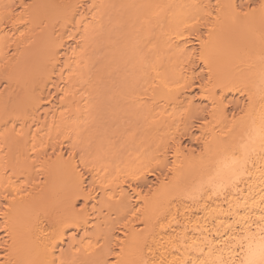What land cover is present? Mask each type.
I'll return each mask as SVG.
<instances>
[{
    "label": "bare ground",
    "instance_id": "bare-ground-1",
    "mask_svg": "<svg viewBox=\"0 0 264 264\" xmlns=\"http://www.w3.org/2000/svg\"><path fill=\"white\" fill-rule=\"evenodd\" d=\"M262 6L0 0V264H240L264 226Z\"/></svg>",
    "mask_w": 264,
    "mask_h": 264
},
{
    "label": "snow or ice",
    "instance_id": "snow-or-ice-1",
    "mask_svg": "<svg viewBox=\"0 0 264 264\" xmlns=\"http://www.w3.org/2000/svg\"><path fill=\"white\" fill-rule=\"evenodd\" d=\"M264 7V6H262ZM260 80L261 85L264 86V56L261 57V68H260ZM220 107H223V99L220 100ZM259 126L255 125V121H253V132L255 133L256 137L260 140L261 144L264 145V112H261L259 116ZM233 163H236L235 159ZM261 201L264 202V196L261 197ZM135 215V213H133ZM261 221H264V216L261 217ZM260 242L254 248L251 243H249L247 251H246V258L240 262V264H264V226L260 228ZM53 264L55 262L53 261ZM200 264H208L206 261H201ZM221 264L223 262L221 261Z\"/></svg>",
    "mask_w": 264,
    "mask_h": 264
},
{
    "label": "rangeland",
    "instance_id": "rangeland-1",
    "mask_svg": "<svg viewBox=\"0 0 264 264\" xmlns=\"http://www.w3.org/2000/svg\"><path fill=\"white\" fill-rule=\"evenodd\" d=\"M51 90H52V93H51V94H52V96H54L56 93H54L55 91H54L53 88H52ZM197 91H198V89H196L195 91H193V92H192V95H194ZM53 94H54V95H53ZM55 97H56V95H55ZM195 98H196V97H195ZM229 98H230V100H232L231 103H230V107H231L230 109H232V107L234 108L235 106H238V105L240 104L239 102L241 101V99H240L241 97H239V95H235V96H232V97L230 96ZM196 103H197L198 105H200L201 107H202V105L205 106V104H206L205 101H202V100H200V99H196ZM199 103H200V104H199ZM45 107H47V108H45V109H46L45 111H47V110L50 111V109H49L50 105L46 104ZM43 110H44V109H43ZM45 111H43V112H45ZM111 113H112V114L110 115V112H108V115L114 117L115 114H113V113H117V111H116V112H114V111L112 112V111H111ZM43 114H44V113H43ZM119 115H121V117L118 116V115H117V116H118L119 118H118L117 116L114 117V118H116V120H115L116 122H114V120H112L111 117H108V118H109L108 121H110V122L113 121L112 123H117L116 126H117V125L121 126L120 124L123 123V122L126 121V120H123V115H122V114H119ZM199 115H201V114H199ZM199 115L195 116L194 120H192V121H194V123H195V122L198 123V121H199L198 119L201 118ZM44 116H45V114L43 115V117H44ZM201 116H202V115H201ZM196 117H197V118H196ZM198 117H200V118H198ZM118 119H119V120L122 119V121L119 122ZM124 119H125V117H124ZM197 120H198V121H197ZM118 123H119V124H118ZM123 125H124V124H122V126H123ZM126 125H127V124H126ZM125 127H126V126H125ZM195 133H196V131H195ZM196 135H197V134H196ZM85 137L87 138L88 136H85ZM85 137H84V139L81 138V139H83V142L81 141V139H79V140L82 142V143H79V142H78V143L80 144V145L77 146L79 149H78V148H75V150L78 149V150H76L77 153L79 152L81 155L84 154V153L82 152V150L84 149L83 151L85 152V149H86V147H85L83 144H85V145H88V144H89V143H88V140H87L88 138L86 139ZM85 140H87V141H85ZM91 140H92V139H91ZM91 140H89V142H90ZM86 142H87V144H86ZM90 143H91V142H90ZM186 143H189L190 145H193V147H196V146H197L196 143H194V141H192V142H191L192 144H191V143L189 142V139H187V142H186ZM92 145H94V143H93ZM92 145L88 146L87 148L92 147ZM79 146H80L81 148H80ZM83 146H84V147H83ZM65 148H66V147H65ZM82 148H83V149H82ZM80 151H81V152H80ZM80 154H78V155H79V158L82 157ZM86 157H87V156H86V154H85V158H86ZM83 158H84V157H83ZM79 160H80V159H79ZM85 173L88 174L87 176H88L89 179H87V180H90V176H89L90 174H89V172H88V171L86 172V170H85ZM148 178L153 179L154 176H149ZM71 233H72V235H74L75 238H79L82 232H80V233L78 234V233H76V232H74V231H71ZM69 240H70V238H68V239L66 240V244L63 245V247H62L63 250L66 249V248L68 247V246H67V243L69 242Z\"/></svg>",
    "mask_w": 264,
    "mask_h": 264
}]
</instances>
